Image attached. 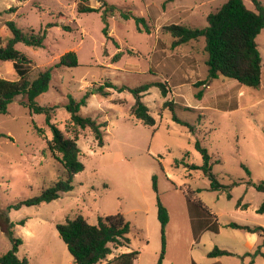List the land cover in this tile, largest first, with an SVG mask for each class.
<instances>
[{
    "label": "rangeland",
    "instance_id": "374dc122",
    "mask_svg": "<svg viewBox=\"0 0 264 264\" xmlns=\"http://www.w3.org/2000/svg\"><path fill=\"white\" fill-rule=\"evenodd\" d=\"M106 1L144 17L149 31L138 30L134 19L124 20L116 11L108 17L110 38H106L100 12L78 10L79 4L99 7L100 0H0V37L5 40L10 36L8 20L25 31L56 24L48 28L42 47L15 45L32 61L31 79L66 52L77 55L79 65L55 68L48 90L36 98L42 106H57L51 121L66 136H73L76 129L64 107L68 94L78 100L86 89L106 81L127 88L160 81L167 88L165 97L157 86L142 97L153 126L131 115L134 97L127 89L107 88V96L91 95L80 114L106 123L104 145H97L89 128L76 129L84 169L73 177V189L51 202L19 208L13 205L64 180L66 171L47 149L52 130L45 115L21 105L25 96L18 95L0 113V256L11 248L4 230L11 222L14 235L22 240L19 259L30 264H74L56 224L76 215L97 224L98 217L119 213L130 224L129 243L111 245V253L98 264L129 251H138L133 264H158L162 249L158 196L169 216L161 264H249L254 256L256 264H264L258 254L253 256L256 247L246 253L245 231L227 226L236 222L264 228V213L257 212L264 193L246 184L264 181V28L255 39L261 57L260 85L253 88L219 76L198 87L203 94L196 98L193 84L207 73L204 41L173 47V37L164 27L172 23L204 27L207 14L227 0ZM243 2L255 9L251 0ZM0 77L18 79L12 61L0 60ZM166 101L175 103V114L192 130L173 120L172 110L163 107ZM35 126L43 129V135ZM196 141L208 150L217 180L224 185L237 182L228 191L230 198L226 190L209 189ZM186 195L216 216L218 232H196ZM215 246L233 254L208 256Z\"/></svg>",
    "mask_w": 264,
    "mask_h": 264
},
{
    "label": "trees",
    "instance_id": "16d2710c",
    "mask_svg": "<svg viewBox=\"0 0 264 264\" xmlns=\"http://www.w3.org/2000/svg\"><path fill=\"white\" fill-rule=\"evenodd\" d=\"M251 1L254 4V10L249 9L243 0H227L215 11L207 14V24L204 27H192L176 23L164 27L173 37V47L201 38L204 41L207 73L205 79H201L193 84V87L197 89L194 94L196 98H201L203 94V89H198V87L208 85V82L219 76L234 79L241 85L253 88L260 85L261 57L255 39L264 28V5L259 0ZM100 2L101 5L99 7L79 4L78 10L79 12H100V17L104 24L102 34L106 38H110L108 34V17L113 16L116 11L124 20L134 19L138 30H141L143 27L146 32L149 31L144 17L136 16L131 11H124L116 5L108 3L106 0H100ZM55 25V23L48 22L44 28L38 31H34L33 29L25 31L17 26L13 20H8L5 22V26L10 32V36L6 40L0 37V60L12 61L13 68L19 76L16 80L0 77V113H5L7 106L18 95L25 96V100L20 103L21 105L27 107L31 113L45 115V123L52 130V137L46 140L47 149L66 171V178L64 180L57 181L37 196L16 203L13 205L15 208H19L21 205L31 206L39 205L43 202H51L58 199L61 193L73 189V177L84 169L83 163L79 160L80 149L77 145L78 132L76 129L83 130L89 128L97 145H104V127L106 123L97 122L90 116H82L80 114L81 106L86 105L91 95L97 93L107 96L110 94L107 88H116L121 91L127 89L134 97V103L130 107L131 115L143 124L153 126L154 119L150 115L147 105L142 101V97L151 86L159 87L164 97L167 94L165 83L160 81L146 82L133 88L118 87L106 81L103 84L86 89L78 100L68 94V100L64 104V107L68 111L70 121L76 129L73 136H66L51 121L52 112L57 106H42L36 102V98L48 90L52 72L55 68L63 66L76 67L79 65L77 55L74 52H66L55 64L47 67L31 79L29 76V66L32 64V61L15 47L17 43H23L32 47H42L48 28ZM64 27L66 28V26ZM3 41L5 43L2 45ZM118 57L119 54L114 59L117 60ZM174 104L172 101H166L163 107H169L172 110V118L175 122L186 125L192 130V125L181 120L175 114ZM35 129L38 134L43 135L42 128L35 126ZM195 148L201 155L202 164L200 169L209 179V189L213 191L226 190L227 196L230 198L231 196L228 191L237 182H233L231 185L220 183L212 172L213 161L208 150L198 141L195 143ZM244 168L249 173L247 167L244 166ZM246 184L264 193V181L253 182L248 180ZM153 187L156 190L154 178ZM186 200L191 222L197 233H200L202 230L219 231V223L216 216L202 202L192 200L190 195H186ZM240 202L241 199L238 200L237 207L240 205ZM157 208L162 242L158 264H161L166 245L164 230L169 221V216L167 209L160 202L158 196ZM257 212L264 213V199L258 207ZM24 223V219L19 221L21 225ZM197 224L200 227H196ZM14 226L15 224L10 222L4 227L11 242V248L0 256V264H30L27 259H19L17 256L22 240L14 235ZM227 226L258 234L261 238V243L256 248L253 256L261 253L260 249L264 246V228L262 226H249L236 222H230ZM56 230L73 258L74 264H98L111 253V245L117 248L119 246H126L129 243L127 234L130 230V224L119 213L100 216L98 217L97 224H90L82 215H76L71 219L66 218L64 222L57 223ZM232 254L231 251L220 249L216 246L208 252V256L210 257ZM137 255L138 251L120 253L109 259L106 264H133ZM249 264H252V262Z\"/></svg>",
    "mask_w": 264,
    "mask_h": 264
},
{
    "label": "crops",
    "instance_id": "0c3cea01",
    "mask_svg": "<svg viewBox=\"0 0 264 264\" xmlns=\"http://www.w3.org/2000/svg\"><path fill=\"white\" fill-rule=\"evenodd\" d=\"M260 243H261V238L256 233H250V232L245 231V240L243 242V246L247 250L246 253L247 252L250 253L249 251H251L255 247L257 248ZM258 255L261 258V260L264 262V246L261 248V253ZM250 262H252V264H256L257 257L254 256V258H252V261Z\"/></svg>",
    "mask_w": 264,
    "mask_h": 264
}]
</instances>
